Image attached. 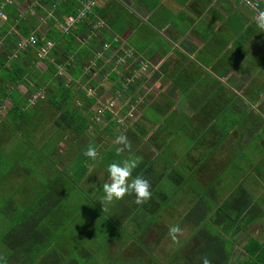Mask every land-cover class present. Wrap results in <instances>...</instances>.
<instances>
[{"label": "crops", "instance_id": "0c3cea01", "mask_svg": "<svg viewBox=\"0 0 264 264\" xmlns=\"http://www.w3.org/2000/svg\"><path fill=\"white\" fill-rule=\"evenodd\" d=\"M67 1L0 2L3 262L200 264L197 231L212 218L218 225L204 228L218 238L212 264H264V30L254 19L264 0L257 9L240 0H96L98 53H132L110 70L76 53L91 30L66 63L61 50L40 57L29 42L61 30L69 14L57 6ZM141 61L147 75H123ZM59 81L72 85L67 100L52 95ZM120 135L131 151L117 152ZM90 144L95 161L84 155ZM130 158L133 178L151 180V199L138 205L128 194L103 209L108 165ZM171 226L182 229L175 240Z\"/></svg>", "mask_w": 264, "mask_h": 264}, {"label": "trees", "instance_id": "16d2710c", "mask_svg": "<svg viewBox=\"0 0 264 264\" xmlns=\"http://www.w3.org/2000/svg\"><path fill=\"white\" fill-rule=\"evenodd\" d=\"M54 1L57 4L62 3V0L59 2L57 0H54ZM84 1H86V0H82V2L79 3L78 1L74 2V0H70V1L68 0L66 5H59L60 7L57 6V8H62L63 13L76 16L77 15V9L81 7V5ZM94 1H95V4L92 6L90 11L87 13V16L85 18H83L82 20L75 22L73 27L71 29H69L67 32H64L62 30H58L56 28H55L56 30L54 28H51L49 31H47V36L43 39H41L40 34L33 35L36 39L35 45L39 48L46 41H48V40L52 41L53 46L50 48L49 52L51 53V51H54L55 49H56L55 51L61 50V51L56 52L57 53L56 56L58 57L61 53H63V54L66 53L65 54V57H66L65 60L66 61L61 60L60 57H58V58L56 57L57 60L60 63L68 62V60H70L69 52H71V51L73 52L74 50H76L79 47L77 45L79 42L75 41L76 37L84 34L85 31H86V34L88 35L89 34L88 30H91L89 22H90V19H92L94 16L95 12H94L93 8L96 6V2H97L96 0H94ZM0 2H1V0H0ZM4 6L8 7V5H4ZM64 21H62V22L64 23ZM91 33H92V31H91ZM105 39L107 41L110 40L109 38H105ZM94 42H95V39H94V36L92 35V37L88 39L89 47L87 48L86 51L84 48H86L88 45H86V46L84 45V47H82L84 50H81V51L76 50L77 51L76 53L78 54V56L81 59L80 61L84 60L86 58V56H89L91 59H94L96 57V54L94 53V47H95L96 43H94ZM62 45H64V49L61 48ZM59 47H60V49H59ZM66 51H68V52H66ZM57 83H58V85L55 89L53 87H51V90H53L52 95L53 94L54 95L55 94L60 95L62 97V99L67 100L68 97L70 96V94L72 93V85L65 84V83H63V81H59ZM16 106H17V104H16ZM208 222H209L208 224H210V226H204L203 227L201 225L197 231V232H199V235L201 236L200 237L201 242L206 245L204 248L198 247V249H200V251H201V252L198 251V253L202 254V256L207 255L208 258L211 260V264H212V262H213L212 255L215 254L216 251L218 250V249H215V246H214L215 241H217V243H218V238L215 237L214 234H212L211 231H209L208 229H207L208 232L206 233V231H205L206 229H204V228H209V227H211V224H217L218 221L216 220V222H215L214 219L211 218V220H208ZM222 224L226 226L227 220L224 221ZM200 264H203L202 260H201Z\"/></svg>", "mask_w": 264, "mask_h": 264}, {"label": "clouds", "instance_id": "9594fccd", "mask_svg": "<svg viewBox=\"0 0 264 264\" xmlns=\"http://www.w3.org/2000/svg\"><path fill=\"white\" fill-rule=\"evenodd\" d=\"M255 23L264 30V10H259L255 16ZM115 143L121 145L117 149L118 153L124 152L125 149L131 151L132 145L126 135H120L116 138ZM84 155L95 161L98 157L97 149L94 145H89ZM138 166L135 158L124 159L122 162H113L108 165L107 171L110 175V181L103 184L104 197L102 205L111 203L113 200H122L128 194L135 195V203L143 204L151 199V188L153 187L151 180L146 176H136L133 178V170ZM91 170V168L89 169ZM179 226L169 227L168 236L175 240L177 234L181 233ZM203 264H211V260L207 255L202 258Z\"/></svg>", "mask_w": 264, "mask_h": 264}, {"label": "rangeland", "instance_id": "374dc122", "mask_svg": "<svg viewBox=\"0 0 264 264\" xmlns=\"http://www.w3.org/2000/svg\"><path fill=\"white\" fill-rule=\"evenodd\" d=\"M7 1H11V0H7ZM89 25H90V28H91V31L94 33V35H95V37H94V39H95V42L94 43H96V45H95V47H94V50L97 48L98 50H95L97 53H98V51H99V49H100V44H101V42H102V38H101V36L98 34V32L101 30V22L99 21V20H95V21H90L89 22ZM62 24H61V26H60V28H62ZM145 29V28H144ZM149 33H152V31H150ZM159 39H157L156 40V42L158 41ZM30 42V41H29ZM142 42H144V40L142 41ZM147 42H149L148 40H147ZM31 43V42H30ZM93 43V44H94ZM32 44V43H31ZM35 45V44H34ZM86 45H88V43L86 44ZM36 46V45H35ZM37 47V46H36ZM89 47V45L86 47V49ZM62 55H64L63 53H61L60 55H59V57H61ZM99 55H101V54H99L98 53V56L97 57H95L94 59H90L89 58V60L90 61H92V64L90 63V65L89 66H91V67H93V68H95V69H97L98 67L97 66H93L94 65V63L95 64H104L105 65V68H106V70H110V68L109 67H111V65H112V62L113 63H115V64H119V63H121V62H123L124 61V63H125V61H127V57H131V55H132V53H130L129 52V54L128 55H126V58H123V57H119V54H116V55H114L113 56V59H107L105 56L103 57V55H101V56H99ZM89 60H86L85 62V64H87V63H89ZM121 61V62H120ZM69 62H70V60H69ZM84 64V65H85ZM114 68H115V66H113ZM120 69V68H119ZM124 69H125V72H123V75L125 74V76H127L128 78H130V79H133V80H138V79H141V78H143L145 75H147V73H148V71L150 70V67H149V65H147V63L145 64V63H142V61H141V67L139 68V69H135L134 67H133V65H132V63H130L129 65H126L125 67H124ZM106 74L105 72H104V70H103V72H100V74L102 75V74ZM100 75V76H101ZM121 75H122V73H121ZM135 75V76H134ZM135 78H134V77ZM97 78L99 77V76H96ZM132 83H133V81H131V82H129V83H127V86H128V89H129V92H132V87H131V85H132ZM103 85V84H102ZM130 86V87H129ZM103 88H105L104 86H102ZM96 89H100V88H97V87H95ZM112 90V89H111ZM114 90V89H113ZM110 99V98H109ZM100 108H103L104 109V106H101ZM129 108L130 109H133V107L132 106H129ZM15 152H17V154H19V150L18 151H15ZM32 152L34 153V154H37L36 153V151L33 149L32 150ZM24 181V180H23ZM173 182V181H172ZM174 183V182H173ZM118 234V233H117ZM116 234V235H117ZM101 251H102V249H101ZM79 253V248H76V253H75V255H77ZM80 254V253H79ZM78 254V255H79ZM77 257V256H76ZM0 264H5L4 262H3V260H2V258L0 257Z\"/></svg>", "mask_w": 264, "mask_h": 264}, {"label": "built area", "instance_id": "2783aa9c", "mask_svg": "<svg viewBox=\"0 0 264 264\" xmlns=\"http://www.w3.org/2000/svg\"><path fill=\"white\" fill-rule=\"evenodd\" d=\"M240 2H242L243 4L247 5L248 7L252 8V9H257L258 5H259V0H240ZM95 4L94 0H86L82 3L81 7L77 9V15L73 16V15H68L66 17V20L64 21V23L62 24V28L61 30L64 32H67L69 29H71L74 25L75 22L82 20L83 18H85L87 16V13L90 11V9L92 8V6ZM29 41L32 44H35L36 39L34 36L29 38ZM53 46V42L48 40L46 41L43 45H41L38 50V55L40 57H44L50 50V48ZM103 112V108H99L98 109V113H102Z\"/></svg>", "mask_w": 264, "mask_h": 264}]
</instances>
